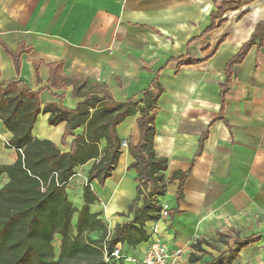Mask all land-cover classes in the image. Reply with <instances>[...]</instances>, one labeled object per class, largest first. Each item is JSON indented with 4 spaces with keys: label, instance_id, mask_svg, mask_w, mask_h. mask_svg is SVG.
I'll return each mask as SVG.
<instances>
[{
    "label": "crops",
    "instance_id": "0c3cea01",
    "mask_svg": "<svg viewBox=\"0 0 264 264\" xmlns=\"http://www.w3.org/2000/svg\"><path fill=\"white\" fill-rule=\"evenodd\" d=\"M237 1L0 0V84L19 81L38 93L41 108L54 103L74 110L94 95L108 101L102 106L108 115L110 100L139 99L158 81L162 92L154 110L153 148L167 160V186L159 202L171 210L159 229L170 251L182 250L174 264L210 261L248 237L256 240L243 247L232 264H264V39L232 67L223 103L220 95L227 62L256 24L264 22V0L226 11L208 30L211 13ZM5 48L23 49L18 71ZM185 58L195 63L180 65ZM138 117L136 112L117 124L120 143H137ZM47 119L48 114L40 112L31 135L53 142L61 152H68L74 136L86 128L78 126L61 144L65 123L49 125ZM11 137L0 119V164L17 159V150L6 145ZM127 146L120 144L117 164L103 185L96 179L89 184L99 199L89 211L104 221L109 236L117 224L133 218L128 206L136 195L137 175L129 168ZM97 148L99 156L74 166L65 183L73 207L83 205V186L104 154V137ZM175 172H185L180 197ZM7 180L1 173L0 187ZM141 204L142 198L134 208ZM156 220L144 223L147 238L135 247L118 244L126 258L117 264H140ZM220 233L228 237L222 250L215 248ZM204 240L213 248L202 244L206 254L190 263L191 245ZM58 248L57 242V253ZM211 250L217 255L206 258Z\"/></svg>",
    "mask_w": 264,
    "mask_h": 264
},
{
    "label": "trees",
    "instance_id": "16d2710c",
    "mask_svg": "<svg viewBox=\"0 0 264 264\" xmlns=\"http://www.w3.org/2000/svg\"><path fill=\"white\" fill-rule=\"evenodd\" d=\"M251 1L239 0L217 7L211 13L212 23L208 30L215 27V20L223 13ZM263 39L264 22H258L250 38L227 62L226 78L220 85L222 103L231 80L232 67L243 60L253 45L261 46ZM6 50L18 71L23 49L18 48L15 52ZM193 63L195 61L185 58L179 64ZM55 65L60 67V63ZM161 92L162 88L155 80L139 99L123 103L110 100V113L104 115L102 106L108 101L94 95L86 96L74 110L54 103L41 108L38 93L20 86L19 81H10L4 86L0 84V119L12 133L8 144L18 152L13 163L0 164V174L5 173L8 177L0 187V264H101L104 249L110 252L117 244L135 247L147 238L144 223L158 218L161 207L159 197L165 194L167 186L164 175L167 160L156 156L153 148L154 110ZM90 108L94 109L92 113ZM40 112L48 114L49 125L65 123L61 144L82 124L86 125L84 134L74 136L70 150L61 152L53 142L32 137L31 129ZM136 112L139 114L136 121L139 139L137 143L127 144L132 157L129 168L137 175L136 195L128 206L133 218L117 224L109 236L104 221L97 213L89 211V205L99 200L89 184L96 179L103 185L105 179L111 176L121 152L116 126ZM101 137L106 140V149L88 172L82 192L83 205L73 207L68 200L65 183L72 176L74 166L99 156L97 141ZM173 178L178 179L177 196L180 197L185 172H175ZM140 198L141 206L134 208ZM94 233L99 235L94 237ZM227 238L220 233L218 242L227 245ZM255 240V237H248L236 241L217 258L201 264H232L239 251ZM57 242L58 253L55 250ZM202 244L212 247L207 240L193 243V251L188 256L190 263L200 261L206 254Z\"/></svg>",
    "mask_w": 264,
    "mask_h": 264
},
{
    "label": "built area",
    "instance_id": "2783aa9c",
    "mask_svg": "<svg viewBox=\"0 0 264 264\" xmlns=\"http://www.w3.org/2000/svg\"><path fill=\"white\" fill-rule=\"evenodd\" d=\"M120 144L121 146L127 145L126 141H121ZM6 145L10 147L8 142ZM160 206L158 218L151 226V238L148 240L146 249L140 258V264H174L182 253L181 249L170 251L166 241L162 238L159 222L168 219L171 210L166 202H161ZM122 258H126V256L123 255L120 245L117 244L110 252L106 249L103 250L101 264H117Z\"/></svg>",
    "mask_w": 264,
    "mask_h": 264
},
{
    "label": "rangeland",
    "instance_id": "374dc122",
    "mask_svg": "<svg viewBox=\"0 0 264 264\" xmlns=\"http://www.w3.org/2000/svg\"><path fill=\"white\" fill-rule=\"evenodd\" d=\"M215 248L218 249V250H219V249L222 250L223 248H225V246H224L222 243H218V242H217V243L215 244ZM209 253H211V254L206 255V258H209L210 256H212V254L217 255V253L215 252V250H211Z\"/></svg>",
    "mask_w": 264,
    "mask_h": 264
}]
</instances>
